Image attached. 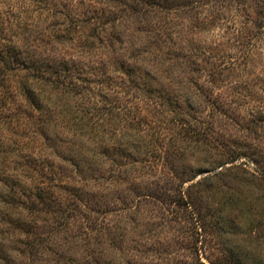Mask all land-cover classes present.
<instances>
[{
    "label": "trees",
    "instance_id": "trees-1",
    "mask_svg": "<svg viewBox=\"0 0 264 264\" xmlns=\"http://www.w3.org/2000/svg\"><path fill=\"white\" fill-rule=\"evenodd\" d=\"M40 1L59 20L55 53L28 50L16 33L8 40L0 5V115L18 100V116L3 118L8 129L21 128L18 141L0 136V264H114L103 258L100 235L108 229L113 247L110 214L131 219V210L152 200L165 209L184 204L203 227L186 181L204 171L223 174L218 166L244 157L256 161L264 183L261 150L225 148L197 168L190 163L195 147L182 144L194 136L190 103L161 86L178 83L180 58L195 61L165 19L190 1ZM146 98L161 115L155 128L145 126ZM115 109L118 127L109 131L105 114ZM90 232L99 234L94 242ZM232 264L261 263L244 255Z\"/></svg>",
    "mask_w": 264,
    "mask_h": 264
},
{
    "label": "rangeland",
    "instance_id": "rangeland-1",
    "mask_svg": "<svg viewBox=\"0 0 264 264\" xmlns=\"http://www.w3.org/2000/svg\"><path fill=\"white\" fill-rule=\"evenodd\" d=\"M186 1L190 6L165 19L176 27L179 42L185 51H192L195 61L180 58L178 83H164L161 89L165 95L178 91L183 106L190 103L194 136L182 142L195 147L190 163L197 168L207 166L211 157L206 154L225 148L264 153V0ZM0 5L8 40L16 33L28 50L58 51L52 34L59 20L49 13L46 2L0 0ZM140 104L148 113L149 124L145 126L155 128L161 115L149 98ZM4 108L3 115L9 121L18 116L20 102L7 103ZM112 111L104 119L109 131L118 127V109ZM3 115L0 136L18 141L20 126L15 128L19 133L8 129ZM141 121L134 120L135 126L141 127ZM35 144L37 147L39 142ZM245 162L244 157L228 161L216 169L223 174L204 171L183 184L196 198V211L205 216L203 227L197 212L192 213L184 204L166 205L172 214L154 200L131 210V219H123L121 212L110 214L109 225L116 227L117 237L109 248V230L102 229L103 258H113L114 264H228L247 255L251 261L264 264V183L255 173L256 161ZM249 222L251 234L247 233ZM124 226L127 228L121 230ZM122 231L125 237L119 234ZM90 234L93 242L98 239L97 232Z\"/></svg>",
    "mask_w": 264,
    "mask_h": 264
}]
</instances>
